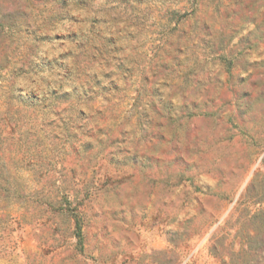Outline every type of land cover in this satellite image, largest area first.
<instances>
[{
  "label": "rangeland",
  "instance_id": "1",
  "mask_svg": "<svg viewBox=\"0 0 264 264\" xmlns=\"http://www.w3.org/2000/svg\"><path fill=\"white\" fill-rule=\"evenodd\" d=\"M0 264H264V0H0Z\"/></svg>",
  "mask_w": 264,
  "mask_h": 264
}]
</instances>
